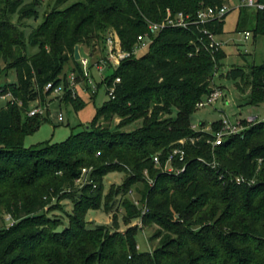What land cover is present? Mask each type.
Listing matches in <instances>:
<instances>
[{
  "label": "trees",
  "instance_id": "trees-1",
  "mask_svg": "<svg viewBox=\"0 0 264 264\" xmlns=\"http://www.w3.org/2000/svg\"><path fill=\"white\" fill-rule=\"evenodd\" d=\"M65 1L58 0L27 36L11 17L38 18L41 0H0V61L18 77L0 86L16 101L0 106V219L5 212L15 221L0 225V264H264V120L215 149L209 130L192 128L197 104L213 91L215 67L226 56L223 48L213 51L199 38L205 28L223 34L228 12L207 23L150 33L145 54L125 58L98 84H106L110 99L91 124L62 142L25 145L26 137L47 121L28 116L29 105L45 102L61 86L70 60L77 80L84 77L76 45L95 47L93 39L104 42L101 33L110 28L123 49L132 51L138 35L150 31V23H161L168 10L196 19L202 8H221L225 0H82L60 8ZM236 31L264 35V9L241 6ZM29 45L38 51L29 54ZM224 76L241 91L242 81L251 86L244 105L264 102V63L248 71L235 66ZM49 83L53 86L46 89ZM64 88L71 94L69 86ZM115 116L120 117L117 128L138 120L142 125L133 131L97 125ZM221 125V120L212 123L214 130ZM176 146L186 155L174 164L185 169L163 172L153 157L160 153L165 162ZM91 165L97 167L92 174L97 182L112 171L126 173L118 194L125 195L133 183H145L148 211L142 219L157 226L151 236L159 241L154 250L137 248L136 227L107 236L106 226L87 227V212L102 206V186L84 187L78 199L67 190L73 189L81 168ZM55 198L75 202L71 225L63 231H57L61 222L47 217ZM109 204L108 211L115 206ZM116 208L125 210L126 221L142 211L127 199ZM117 219L114 215L116 226Z\"/></svg>",
  "mask_w": 264,
  "mask_h": 264
},
{
  "label": "rangeland",
  "instance_id": "rangeland-1",
  "mask_svg": "<svg viewBox=\"0 0 264 264\" xmlns=\"http://www.w3.org/2000/svg\"><path fill=\"white\" fill-rule=\"evenodd\" d=\"M78 1L82 0H66L60 4L59 7L66 8ZM225 4L228 7V15L226 17L224 33L218 35V38L224 43L222 48L226 56L224 59L222 58L221 63L215 67L212 80L213 90L220 91L221 97L216 102L204 107H200L197 104V111L192 116V128L195 130H212V123L221 120L225 114L232 119L236 117L248 118L250 115H259V121L264 119V102L258 106L244 105L248 98V93L251 90V86L242 81L241 86L244 88V91H241L234 80L224 76L230 68L235 66L244 67L248 71L251 65L264 63V35L254 36L252 33L251 37L245 40L244 32L236 31L239 8L245 4L244 1L225 0ZM56 6H58V0H41V4L39 5L40 16L38 18H20L19 15L16 14L11 17V21L19 25L28 36L34 28L38 27L44 21L45 15ZM110 31L109 28L106 32L101 33L103 38L106 36L104 42L102 38L93 39L95 47H91L87 44L80 46V53L83 56L91 57L92 63L90 65V71L92 84H89L90 89L87 88L88 83L84 81L83 78L80 80L75 78L76 82L73 87L69 86L68 79L72 76L73 67L75 65L74 60H70L65 65L63 74L61 75L62 83L60 91L53 92L46 98L45 102L37 100L29 105L27 111L28 116H30V110L36 107L38 109V116L42 119L47 117V121L41 122L38 130L26 137L25 145L27 147L36 146L47 141L56 143L68 139L73 133H77L91 124L96 116L97 109L110 99L106 84L98 87V84L102 82L106 76L114 72V67L109 64L108 66H103L102 69L99 68L101 64H104L102 61L106 55L105 40ZM37 51L38 47L29 45V54H34ZM147 51L148 49L144 48L139 50L138 54L143 55ZM197 51H199V48ZM91 54L93 55L91 56ZM6 67L7 64L3 60L0 61V86L16 82L18 79L16 70L7 69ZM66 85L72 90L71 94L65 90L64 87ZM92 88H97L96 93L91 91ZM1 91L2 90H0L1 107L10 100L13 103L16 102L11 94H5ZM78 96H80V98H78ZM203 99H206V96L202 97L201 100ZM74 104L81 108H76ZM60 113L64 115V121L62 122L58 120ZM175 115L176 111L173 116ZM119 122L120 117L115 116L109 121L101 119L97 125L107 127L112 131H133L142 125V120H138L124 127L117 128ZM243 122L244 124H248L246 121ZM99 155L100 152L97 153V156ZM259 162H261V159ZM96 168L97 167L94 165L82 167L80 175L75 179L73 189L69 188L67 190L72 192V194H77L78 199V193L82 192L84 187L91 186L92 189H96L98 187L100 188V185L102 186V206L97 209H90L87 212V227L93 228L98 225L106 226V236L116 233L124 234L129 228L136 227L138 229L136 235L137 248L143 252L154 250L159 244V241L151 240V236L157 229V226L154 224H147L143 222L142 219V215H144L143 208L146 204L142 194L145 183H133L125 195L118 194L116 191L122 188L126 173L124 171H112L102 175V179L97 182L92 176ZM146 177L149 184L153 185L155 179L150 177L149 174H146ZM254 180L255 178L252 179V181ZM77 199L75 200L77 201ZM125 199L142 210L139 217L131 219L130 221L123 219L125 210L123 208L117 209L116 205L118 206L119 203ZM106 201L110 203V206L115 205L110 211L105 208ZM53 206H56L55 209L53 208L51 211L47 212V217L61 222L57 231H63L70 227V216L74 214L75 202L70 199L60 200L55 198L53 200ZM114 215L118 217V226L114 224ZM14 223L15 221L9 214L5 212L2 214L0 219L1 226L9 227L14 225Z\"/></svg>",
  "mask_w": 264,
  "mask_h": 264
},
{
  "label": "built area",
  "instance_id": "built-area-1",
  "mask_svg": "<svg viewBox=\"0 0 264 264\" xmlns=\"http://www.w3.org/2000/svg\"><path fill=\"white\" fill-rule=\"evenodd\" d=\"M244 5L252 10H258V9H264V3L259 2L258 0H243ZM228 12V7L226 4L222 6L221 8H212V7H205L202 8L198 12V18H192L191 15L185 14L184 12H176L172 13L171 10H168L166 18L161 23H155L152 22L149 24L150 31L146 33L139 34L137 37V43L135 48L132 51L124 50L121 44V40L117 33L114 30H111L106 38V55L104 60L102 61L104 64H101V68L103 66H110L118 67L122 60H124L127 57H130L131 55H137L139 50L147 48L152 41L151 34H156L165 27L168 26H178V27H184L188 28L192 24L195 23H207L213 19H217L222 17L224 14ZM203 34L199 38L200 42L206 44L209 48H211L213 51L218 50L223 47V41L218 38V35L215 33H212L209 31V29H203ZM252 35L251 31H245L244 32V38L245 40H248ZM80 62L83 69L84 74V81H86L88 84H92L91 79V71H90V65H91V57L89 56H83L80 53ZM93 54H91L92 56ZM76 74L75 72H72V76L68 79L69 86L73 87V85L76 82ZM120 78H116L115 82H120ZM53 85L52 83L47 84L46 89L51 88ZM90 86V85H89ZM61 89V86L55 88L54 92H59ZM96 89L92 88V92L95 93ZM109 93L111 96H114L115 92V86H111L109 89ZM221 97V92L217 90H213L210 94L206 95V99L201 100L198 103V106L204 107L206 105L212 104L216 102ZM38 114V109L35 107L30 110L29 115L33 116ZM58 120L60 122L64 121V115L63 113H60L58 116ZM264 120V119H262ZM222 125L217 130H209L212 133V146L213 149H215L217 146L221 145L227 137H230L232 135L236 134H243L244 131L249 127L250 124L255 123L259 121V115H250L248 118L243 117H236V118H230L227 114L221 119ZM243 121H246L248 124H244ZM261 121V120H260ZM180 143H184V140H181ZM186 155L185 149L181 146L174 147L167 155V158L165 159V162H163L161 158V154L157 153L154 155L153 160L156 166L160 167L162 171H166L169 173H180L184 171L185 167L183 168H177L174 162L177 159L184 160ZM146 174H148V171H145ZM148 211L147 205L145 204V207L143 208V214H145Z\"/></svg>",
  "mask_w": 264,
  "mask_h": 264
},
{
  "label": "water",
  "instance_id": "water-1",
  "mask_svg": "<svg viewBox=\"0 0 264 264\" xmlns=\"http://www.w3.org/2000/svg\"><path fill=\"white\" fill-rule=\"evenodd\" d=\"M80 57H81V55H80V45H76L75 46V59L79 60Z\"/></svg>",
  "mask_w": 264,
  "mask_h": 264
},
{
  "label": "crops",
  "instance_id": "crops-1",
  "mask_svg": "<svg viewBox=\"0 0 264 264\" xmlns=\"http://www.w3.org/2000/svg\"><path fill=\"white\" fill-rule=\"evenodd\" d=\"M80 52H81V50H80Z\"/></svg>",
  "mask_w": 264,
  "mask_h": 264
}]
</instances>
